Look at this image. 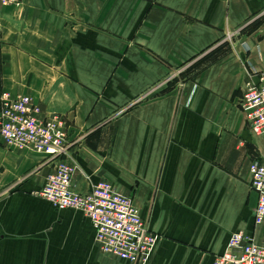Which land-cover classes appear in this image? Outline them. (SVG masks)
<instances>
[{"label": "crops", "instance_id": "crops-1", "mask_svg": "<svg viewBox=\"0 0 264 264\" xmlns=\"http://www.w3.org/2000/svg\"><path fill=\"white\" fill-rule=\"evenodd\" d=\"M255 22L259 24L253 28ZM264 72V0H21L0 7V97L61 116L56 161L0 138V264H129L80 211L36 196L59 161L72 191L131 197L159 239L145 264H212L255 225L250 161L264 138L239 100Z\"/></svg>", "mask_w": 264, "mask_h": 264}, {"label": "built area", "instance_id": "built-area-1", "mask_svg": "<svg viewBox=\"0 0 264 264\" xmlns=\"http://www.w3.org/2000/svg\"><path fill=\"white\" fill-rule=\"evenodd\" d=\"M20 5L21 0H0V7L19 9ZM238 106L249 133L264 138V72L248 76ZM0 138L8 147L29 148L49 161L59 159L69 145L63 117H42L40 108L28 96L0 97ZM249 171V187L257 195L254 223L260 225L264 222V156L252 159ZM74 172L70 163L54 164L36 196L57 210L80 211L89 219L101 253L129 264H145L159 237L148 229L131 197L117 192L105 180L84 194L74 193L71 186ZM212 264H264V248L256 245L249 235L236 232L231 235L227 250Z\"/></svg>", "mask_w": 264, "mask_h": 264}, {"label": "trees", "instance_id": "trees-1", "mask_svg": "<svg viewBox=\"0 0 264 264\" xmlns=\"http://www.w3.org/2000/svg\"><path fill=\"white\" fill-rule=\"evenodd\" d=\"M259 24V22H255L252 27L255 28L257 25Z\"/></svg>", "mask_w": 264, "mask_h": 264}]
</instances>
